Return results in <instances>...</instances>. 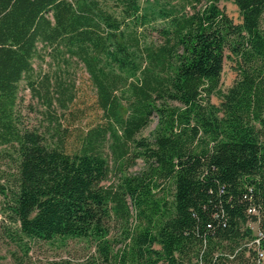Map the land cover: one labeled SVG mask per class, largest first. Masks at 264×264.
<instances>
[{"label":"trees","instance_id":"obj_1","mask_svg":"<svg viewBox=\"0 0 264 264\" xmlns=\"http://www.w3.org/2000/svg\"><path fill=\"white\" fill-rule=\"evenodd\" d=\"M234 2L240 22L221 0H0L7 234L85 239L87 264H264V0ZM47 57L83 65L106 119L97 137L120 132L117 170L141 159V171L106 186L95 140L69 150L26 123L23 81L73 120L85 111L70 108L75 81L39 73ZM228 59L238 75L222 92Z\"/></svg>","mask_w":264,"mask_h":264},{"label":"rangeland","instance_id":"obj_2","mask_svg":"<svg viewBox=\"0 0 264 264\" xmlns=\"http://www.w3.org/2000/svg\"><path fill=\"white\" fill-rule=\"evenodd\" d=\"M220 4L235 22L241 21L239 8L234 0H221ZM149 39L159 41L156 34H151ZM35 65L38 66L39 73H47L52 77L55 88L71 85L75 81L77 96L75 104L70 108L82 106L85 111L80 118L73 120L69 108L64 109L57 100L54 101L53 106H49L45 98L36 96L23 81L19 106L24 120L30 127L45 134L53 145L67 147L69 150L78 147L83 149L89 140H95L93 141L95 147L107 156L112 167L109 178L104 182L106 186H117L124 173H137L144 168V162L138 159L133 164L120 166V171L117 170L121 163L118 152L120 147L117 144L119 141L117 135L120 132L110 127L108 129L110 132H105L106 136L104 133L102 139L98 138V133L106 125L104 124L106 119L103 112L93 105L96 93L82 64L73 63L67 68L63 64L52 62L50 57H47L43 62L36 61ZM237 75L235 62L228 59L222 75L220 91L226 92ZM212 101L219 104L220 94H214ZM122 112L125 115L127 109L123 108ZM155 126L156 122L152 123L139 136H152ZM79 136H84L85 142H82ZM7 227L14 229L0 210V264H87L89 256L94 251L91 242L85 239L58 237L46 241L28 237L14 238L7 234Z\"/></svg>","mask_w":264,"mask_h":264},{"label":"built area","instance_id":"obj_3","mask_svg":"<svg viewBox=\"0 0 264 264\" xmlns=\"http://www.w3.org/2000/svg\"><path fill=\"white\" fill-rule=\"evenodd\" d=\"M252 212H256L255 208L250 209ZM261 255H263V253H261ZM264 256V255H263Z\"/></svg>","mask_w":264,"mask_h":264}]
</instances>
